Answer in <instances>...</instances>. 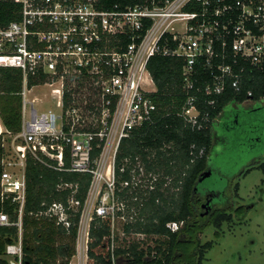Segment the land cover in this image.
<instances>
[{
	"label": "built area",
	"instance_id": "1",
	"mask_svg": "<svg viewBox=\"0 0 264 264\" xmlns=\"http://www.w3.org/2000/svg\"><path fill=\"white\" fill-rule=\"evenodd\" d=\"M0 1L19 7V19L0 27V68L16 69L22 75L20 131L10 134L0 121L1 147L6 151L1 161L0 203L10 200L16 206L15 220L0 212V227L17 230L16 238L5 245L0 264H23L27 156L56 172L91 176L75 245L78 264H87L93 214L109 217L113 226L116 209L122 208L114 198V167L120 144L156 111L149 97L152 92L147 90L154 86L147 71L149 59L157 54L181 58L186 90L192 89L194 77L200 74L197 68L209 73L212 82L202 93L207 104L213 105L227 88L239 90L233 68L242 62L256 66L264 57V0H163L162 5H136L118 11L100 9L102 0ZM121 35L128 36L130 43L124 48L111 47L110 39ZM41 76L44 86L51 88L57 113L38 114L33 107L36 98L27 99V92L35 87H28V78ZM77 80L91 81L93 94L87 116L74 104L66 84ZM196 100L189 95L181 117L193 130H200ZM95 149L99 154L92 158ZM58 187L70 189L71 196L77 190L72 184ZM102 190L107 193L103 200L110 202L102 200L95 206L92 200ZM77 207L73 197L67 204L43 202L36 215L67 230L69 213ZM167 227L177 230L175 223Z\"/></svg>",
	"mask_w": 264,
	"mask_h": 264
},
{
	"label": "trees",
	"instance_id": "2",
	"mask_svg": "<svg viewBox=\"0 0 264 264\" xmlns=\"http://www.w3.org/2000/svg\"><path fill=\"white\" fill-rule=\"evenodd\" d=\"M152 3L162 5L163 0H102L99 7L105 11H118L136 5L151 7ZM17 19L19 7L9 1H0V27ZM129 43L128 36L121 35L112 37L109 45L119 49ZM183 64L181 58L161 54L153 56L147 63L155 88L149 97L156 111L149 122L133 130L120 144L114 167V198L122 206L115 212L120 229L115 234L109 217L93 214L88 231L87 256L94 264H119L120 261H124L122 264H205L214 242L201 243L199 234L211 225L219 235L223 224H232L230 212L223 209L215 210L207 219H200L197 203L192 201L193 191L200 187L198 179L210 167L212 176L206 178V182L208 179L213 181L208 186L215 185L219 191L224 188L221 178L214 179L216 172L212 163L219 147L225 150L232 144L242 152L253 153L256 150L252 133L258 132L262 136L264 133V108L259 105L264 99V57L256 66L242 62L239 68H233L238 76L239 90L227 88L213 105L207 104V97L202 93L204 86L212 82L210 74L197 68L196 72L200 74L194 77L192 89L186 90ZM44 81L43 76L28 78V87ZM21 91L20 71L0 68V121L10 134L18 133L21 128ZM189 95L197 98L195 106L199 112L197 120L202 124L200 130H193L181 117ZM247 100L255 104L246 109L252 116L248 114L250 117L246 123L236 126L232 123L235 112L227 111L233 106L240 107ZM214 131L226 137L223 142H218L216 149L213 145ZM200 150H203L201 156ZM98 154L99 150L95 149L91 156L94 158ZM5 156L0 139V174L1 161ZM248 167L241 175L252 169L264 173V158L254 159ZM24 173L23 264H68L75 255L79 214L91 176L56 172L28 156ZM125 182H128L127 186L123 185ZM63 184L76 185V193L71 196L70 189L58 187ZM234 190L237 194V184ZM70 197L78 202V207L69 213L71 225L67 230L57 226L53 220L36 215L41 203L67 204ZM15 209L10 200L0 203V212L7 213L11 220L16 219ZM171 223L177 224L176 231L167 227ZM16 234L14 227H0V256Z\"/></svg>",
	"mask_w": 264,
	"mask_h": 264
},
{
	"label": "rangeland",
	"instance_id": "3",
	"mask_svg": "<svg viewBox=\"0 0 264 264\" xmlns=\"http://www.w3.org/2000/svg\"><path fill=\"white\" fill-rule=\"evenodd\" d=\"M174 27L177 28L178 23ZM44 82H39L30 92H27V99L30 101L36 98L33 107L38 114L48 111L57 113L58 109H56L50 96L51 88L44 86ZM66 84L71 89L70 93H72L74 104H77L80 111L87 116V113H89L87 112V106H90L93 94L89 86L91 81L77 80L74 83L67 81ZM58 87L53 86L52 89ZM147 90L153 92L154 86L150 85ZM29 108L28 103L26 106L27 111ZM252 134L256 146L253 153L242 152L230 144L225 150L222 146L219 147L217 149L218 155L212 158L216 172L214 179L221 178L220 183L224 185L223 189L225 190L222 202L215 200V202H219L216 206L221 207L220 204L223 203V210L230 212L232 216V224L230 226L223 224L219 235L216 234L211 225L199 234L198 237L201 243L214 242L213 248L206 255L208 259L205 264H264V173L259 169H252L248 174L241 175V171L250 166L254 159L264 158V133L263 136L258 132ZM12 156L15 159L14 153ZM17 168L20 170V166H17ZM146 177L150 178L149 175ZM212 181L213 179H208L206 183L209 185ZM235 184L238 186L237 194H235L233 188ZM106 196V191L102 190L99 197L94 198L92 203L95 206L99 205ZM104 202L108 203L110 200L106 199ZM220 207L218 210L221 209ZM118 222L115 218L113 224L115 234H118L117 230L120 229V223ZM119 237H122V235ZM98 252L101 253L100 250ZM112 261L115 262L114 258H112ZM123 262L120 261L119 264ZM78 263L79 259L76 257L75 252L68 264ZM87 264H94V262L88 259Z\"/></svg>",
	"mask_w": 264,
	"mask_h": 264
},
{
	"label": "flooded vegetation",
	"instance_id": "4",
	"mask_svg": "<svg viewBox=\"0 0 264 264\" xmlns=\"http://www.w3.org/2000/svg\"><path fill=\"white\" fill-rule=\"evenodd\" d=\"M260 104H261V107L264 108V99L261 101V103H259V105ZM252 105L254 106L255 104L253 102H251V101H246L240 107L233 106L232 109H228L227 112H229V113L235 112L234 119L232 120V123L235 124L236 126H240L239 125L240 123H242V124L246 123V121L248 120L247 118L250 117L248 114L251 115V112H247L246 109H248ZM224 117H227V116L225 115ZM228 129L229 128H226L227 131H228ZM225 138H226L225 136H222V135L218 134V131H214V133H213L214 149H216L215 147L218 144V142H223ZM248 169H249V167H247L245 170L243 169L241 171V174H243ZM208 170H210V172H211V175L209 176V178H210L212 176L213 170L211 169V167L209 169H207L206 171H208ZM198 183H199L200 187L194 189V191H193L194 194H193V200L192 201L194 203H197V205H198V209H199L198 216L200 218H202V219L209 218V216L212 213H214L215 210L219 209L220 206H216V205L219 202H222V198L224 196L225 190L221 189L219 191L218 188L215 187V185L214 186H208V184H205L206 183V179H204V180H202L201 182H198ZM234 186H233V188H234ZM215 200H219V202L217 203V202H215ZM203 205H206V206L203 208ZM220 205H221L220 208L223 209V207H222L223 203L220 204ZM204 213H207V214H205L203 216L202 214H204Z\"/></svg>",
	"mask_w": 264,
	"mask_h": 264
},
{
	"label": "water",
	"instance_id": "5",
	"mask_svg": "<svg viewBox=\"0 0 264 264\" xmlns=\"http://www.w3.org/2000/svg\"><path fill=\"white\" fill-rule=\"evenodd\" d=\"M210 175H211L210 170H208V171H206V172H203V173L201 174V176H200L199 182H201L202 180L208 178ZM205 206H206V205H203V208H204ZM205 214H207V213H204V214H202V215L204 216Z\"/></svg>",
	"mask_w": 264,
	"mask_h": 264
},
{
	"label": "crops",
	"instance_id": "6",
	"mask_svg": "<svg viewBox=\"0 0 264 264\" xmlns=\"http://www.w3.org/2000/svg\"><path fill=\"white\" fill-rule=\"evenodd\" d=\"M155 89V88H154Z\"/></svg>",
	"mask_w": 264,
	"mask_h": 264
}]
</instances>
